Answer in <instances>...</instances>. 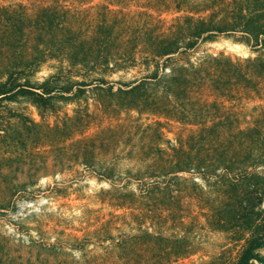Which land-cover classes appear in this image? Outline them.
<instances>
[{
  "label": "trees",
  "instance_id": "1",
  "mask_svg": "<svg viewBox=\"0 0 264 264\" xmlns=\"http://www.w3.org/2000/svg\"><path fill=\"white\" fill-rule=\"evenodd\" d=\"M88 1L0 4V213L31 194L49 157L51 167L80 166L112 191L133 184L145 194L172 190L180 173L222 172L219 186L237 205L223 221L253 223L237 264H262L256 251L264 249V103L243 119L225 102L244 89L264 93V0H101L93 10L83 7ZM169 10L176 15L165 25L161 16ZM219 37L256 55L194 56ZM52 60L56 72L34 79ZM128 71V81L105 78ZM102 93L107 113L126 118L111 117L115 123L90 134L86 99ZM22 101L40 120L62 102L78 106L51 126L12 107ZM149 114L189 126L186 137L166 139L159 119L141 122ZM123 160L129 166L120 171ZM111 198L133 201L130 193ZM0 251H10L2 235Z\"/></svg>",
  "mask_w": 264,
  "mask_h": 264
},
{
  "label": "rangeland",
  "instance_id": "2",
  "mask_svg": "<svg viewBox=\"0 0 264 264\" xmlns=\"http://www.w3.org/2000/svg\"><path fill=\"white\" fill-rule=\"evenodd\" d=\"M29 1L0 0V4L26 5ZM99 3L101 0H89L83 7L93 10ZM133 9L143 10L136 6ZM175 15L169 10L161 17L165 25H169ZM203 52H223L232 58L256 55L243 43L224 37L201 45L194 56L199 57ZM57 65L54 60L46 62L34 79L40 82L54 74ZM133 74L118 72L105 78L107 81H128ZM93 96L86 99L91 115L87 133H97L100 127L115 123L111 117L126 118L125 112L116 110L114 114H108L107 108L100 105L110 101L105 93ZM226 101L229 110L247 119L258 105L264 103V93L244 89ZM77 106L75 102H62L57 113L45 114L40 120L31 104L22 101L12 105L36 122L51 126L64 117H73ZM128 115L137 116L134 112ZM140 119L143 123L159 119L166 139L170 140L184 139L190 128L150 114L142 115ZM50 158L46 169H37L44 177L29 187L31 194L17 197L8 212L0 213V235L4 236L10 249L0 251V264L238 263L253 223L237 219L223 221L224 212L231 214L237 205L226 198L219 186L222 172L216 173L218 177L180 173L172 190L145 194L133 184L127 185L125 190L112 191L107 182L92 173H84L80 166L51 167ZM119 164L120 171L129 166L124 160ZM21 168L22 171L28 169L26 166ZM129 193L133 198L129 203L119 205L111 198ZM144 194L147 198L140 197ZM263 207L264 201L260 203V208ZM256 252L264 259V249Z\"/></svg>",
  "mask_w": 264,
  "mask_h": 264
}]
</instances>
